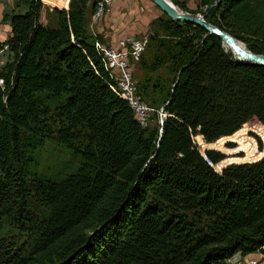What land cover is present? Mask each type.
I'll return each instance as SVG.
<instances>
[{
  "label": "trees",
  "instance_id": "obj_1",
  "mask_svg": "<svg viewBox=\"0 0 264 264\" xmlns=\"http://www.w3.org/2000/svg\"><path fill=\"white\" fill-rule=\"evenodd\" d=\"M95 4L15 0L4 14L11 34L1 44L14 60L0 89V264H231L256 252L264 66L196 23L159 18L176 74L163 123L143 126L111 89L89 34ZM198 9L264 54V0H199ZM47 141L68 158L44 166ZM7 222L27 238L1 235Z\"/></svg>",
  "mask_w": 264,
  "mask_h": 264
},
{
  "label": "rangeland",
  "instance_id": "obj_2",
  "mask_svg": "<svg viewBox=\"0 0 264 264\" xmlns=\"http://www.w3.org/2000/svg\"><path fill=\"white\" fill-rule=\"evenodd\" d=\"M185 1L190 9L196 11L195 14H201L198 12L199 0ZM115 3L120 5L117 15L112 19L117 28L114 29L111 26L109 37L105 38V33L98 32V23L105 21L108 12L96 23H93L94 12H92L89 14V34L94 40L97 37L108 46L113 45L109 42L117 41L124 36L148 37V46L142 58L136 62L133 72L138 82V90L142 91L141 97L143 100L154 108L161 109L167 93L171 90L176 74L166 46L161 45V42L170 45L174 39L169 37L168 33L163 32L157 24L159 18L166 19L167 15L152 0H114L111 6ZM43 19L46 23L50 22L54 25L57 18L53 12L47 11V13H44ZM129 27L135 33L122 32V30H128ZM154 35L159 36L164 41H159L160 38L154 39ZM160 60H163V64L155 68L158 65L156 63ZM159 123L158 113H155L148 125L150 128H155L159 127ZM199 136H195V141L201 144L200 141L202 140ZM46 143V147L38 152L42 156L44 166L68 158V152L60 148L56 142L47 141ZM1 235L13 236L19 243L27 238L25 233L9 222L6 223L5 231Z\"/></svg>",
  "mask_w": 264,
  "mask_h": 264
},
{
  "label": "built area",
  "instance_id": "obj_3",
  "mask_svg": "<svg viewBox=\"0 0 264 264\" xmlns=\"http://www.w3.org/2000/svg\"><path fill=\"white\" fill-rule=\"evenodd\" d=\"M114 0H97L95 4L93 23L101 20L109 11ZM97 51L101 54L105 68L109 71L112 82L111 89L121 98L125 99L136 119L143 125L148 126L150 119L158 113L162 124L166 117L164 108L156 109L138 94V82L134 76V67L148 46V37L124 36L117 40L114 45H105L97 37L94 40ZM14 60V53L6 43L0 44V89L6 88L4 70ZM257 256L236 253L231 259V264H262L264 261V243L256 251ZM259 256V257H258Z\"/></svg>",
  "mask_w": 264,
  "mask_h": 264
},
{
  "label": "water",
  "instance_id": "obj_4",
  "mask_svg": "<svg viewBox=\"0 0 264 264\" xmlns=\"http://www.w3.org/2000/svg\"><path fill=\"white\" fill-rule=\"evenodd\" d=\"M152 1L171 18L184 22L196 23L207 29L209 32L219 35L223 39L224 44L232 50L238 59L264 66V54L256 53L248 49L243 42L229 32L207 22L203 14L189 13L180 8L173 0Z\"/></svg>",
  "mask_w": 264,
  "mask_h": 264
},
{
  "label": "crops",
  "instance_id": "obj_5",
  "mask_svg": "<svg viewBox=\"0 0 264 264\" xmlns=\"http://www.w3.org/2000/svg\"><path fill=\"white\" fill-rule=\"evenodd\" d=\"M15 0H0V44L1 42H3L4 40H6L9 35L11 34V26L10 23L8 21H3V17L4 14L11 10L14 6ZM117 3V2H116ZM114 4L110 7L105 21H102L100 23H98V32L101 33H105V38L109 37V33H110V29L111 26L115 28L116 25L114 24V22L112 21V19L115 18V16L117 15V12L120 8L119 4ZM122 32L124 33H135V31L129 27L128 30H122ZM109 43H113L114 45L117 43V41H111ZM251 256H257L256 253H250ZM259 257V256H258ZM262 264H264V261L262 262Z\"/></svg>",
  "mask_w": 264,
  "mask_h": 264
},
{
  "label": "bare ground",
  "instance_id": "obj_6",
  "mask_svg": "<svg viewBox=\"0 0 264 264\" xmlns=\"http://www.w3.org/2000/svg\"><path fill=\"white\" fill-rule=\"evenodd\" d=\"M227 49V48H226ZM237 57V56H236ZM238 58V57H237Z\"/></svg>",
  "mask_w": 264,
  "mask_h": 264
}]
</instances>
